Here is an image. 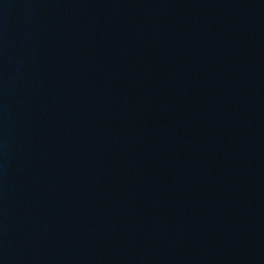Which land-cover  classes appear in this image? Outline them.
I'll return each mask as SVG.
<instances>
[{"label":"water","instance_id":"water-1","mask_svg":"<svg viewBox=\"0 0 264 264\" xmlns=\"http://www.w3.org/2000/svg\"><path fill=\"white\" fill-rule=\"evenodd\" d=\"M0 264H264V0H0Z\"/></svg>","mask_w":264,"mask_h":264}]
</instances>
